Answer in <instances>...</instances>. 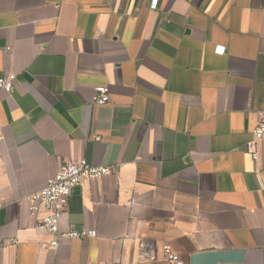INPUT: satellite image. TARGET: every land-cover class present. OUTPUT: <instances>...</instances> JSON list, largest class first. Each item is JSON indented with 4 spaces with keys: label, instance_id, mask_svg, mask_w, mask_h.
I'll list each match as a JSON object with an SVG mask.
<instances>
[{
    "label": "crops",
    "instance_id": "0c3cea01",
    "mask_svg": "<svg viewBox=\"0 0 264 264\" xmlns=\"http://www.w3.org/2000/svg\"><path fill=\"white\" fill-rule=\"evenodd\" d=\"M152 1L0 0V264H264V0ZM82 157L98 236L45 247L25 197Z\"/></svg>",
    "mask_w": 264,
    "mask_h": 264
},
{
    "label": "built area",
    "instance_id": "2783aa9c",
    "mask_svg": "<svg viewBox=\"0 0 264 264\" xmlns=\"http://www.w3.org/2000/svg\"><path fill=\"white\" fill-rule=\"evenodd\" d=\"M158 0L152 1V7L157 6ZM17 75L7 73L0 76V90L11 93L15 89ZM110 100V89L107 85H98L95 88L93 101L97 105L107 104ZM256 140H264V108L258 111V121L254 129ZM99 139V136L97 137ZM257 158V154L254 153ZM115 169L112 165L98 166L82 157L77 160L63 162L56 174L48 178L45 185L39 190L28 194L25 199L29 202L31 214L42 206L46 215L37 223V226L49 232L52 238L44 244L45 247L56 248L62 239H84L98 236L95 229H71L63 231L60 228V217L69 204V198L74 187L83 184L86 180L95 179L109 174ZM165 264H183L181 256L166 243L163 247Z\"/></svg>",
    "mask_w": 264,
    "mask_h": 264
}]
</instances>
